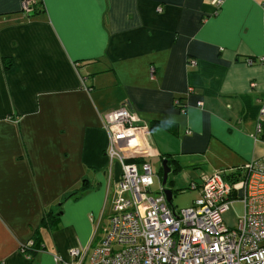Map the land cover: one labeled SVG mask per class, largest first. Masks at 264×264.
Here are the masks:
<instances>
[{
  "label": "crops",
  "instance_id": "0c3cea01",
  "mask_svg": "<svg viewBox=\"0 0 264 264\" xmlns=\"http://www.w3.org/2000/svg\"><path fill=\"white\" fill-rule=\"evenodd\" d=\"M21 2L0 0V264H57L74 246L88 263L121 174L102 113L121 104L149 127L150 163L169 160L172 195L193 201L201 172L264 155V66L245 62L264 55V0ZM73 191L57 227L42 223ZM36 231L43 247L23 251Z\"/></svg>",
  "mask_w": 264,
  "mask_h": 264
},
{
  "label": "built area",
  "instance_id": "2783aa9c",
  "mask_svg": "<svg viewBox=\"0 0 264 264\" xmlns=\"http://www.w3.org/2000/svg\"><path fill=\"white\" fill-rule=\"evenodd\" d=\"M35 2L22 0V11L32 12ZM212 2L219 5L221 0ZM245 62L264 66V55ZM188 65L196 61L191 58ZM174 103L183 109L179 99ZM102 122L109 136L107 156L120 163L121 174L113 188L108 223L87 264H264V155L233 168L201 172L199 195L177 210L167 201L162 177L148 160V125L128 104L103 112ZM263 123L264 101L257 134L263 133ZM155 177L158 189L153 194ZM237 201L243 212L229 226L223 214ZM86 254L87 248L74 246L68 260L59 255L54 259L57 264H84Z\"/></svg>",
  "mask_w": 264,
  "mask_h": 264
},
{
  "label": "rangeland",
  "instance_id": "374dc122",
  "mask_svg": "<svg viewBox=\"0 0 264 264\" xmlns=\"http://www.w3.org/2000/svg\"><path fill=\"white\" fill-rule=\"evenodd\" d=\"M162 161H158L157 159H151V165L154 169V171H156V175L161 176L162 175V167H161ZM168 183L165 185L167 187ZM158 189V180L154 179V183L151 186V192L154 194ZM192 199V195L190 192L187 191H180V192H174L171 198V205L175 207V209H181V208H185L187 206H189L191 204V200ZM233 204V203H232ZM231 204L230 209L228 211V214L231 217H236L239 214H237L241 209V203L240 202H236L233 205ZM229 215H225V217L229 216ZM226 219V218H225Z\"/></svg>",
  "mask_w": 264,
  "mask_h": 264
},
{
  "label": "trees",
  "instance_id": "16d2710c",
  "mask_svg": "<svg viewBox=\"0 0 264 264\" xmlns=\"http://www.w3.org/2000/svg\"><path fill=\"white\" fill-rule=\"evenodd\" d=\"M166 158H162V160H164ZM167 164L169 165V160L167 159ZM162 170V169H161ZM162 176V175H161ZM87 188L85 185H82L80 187V189H85ZM76 191L70 192L68 194H65L62 199L60 200V202L54 206H52L44 215V218L42 220V223H49L52 229H55L57 227V224L59 222L60 219V214H61V210H62V203L63 200L68 197L69 195L74 194ZM42 237L39 233V231H36L33 239L31 241V244L26 246L24 251L30 252V253H34L37 252L38 250H40L43 247V243H42Z\"/></svg>",
  "mask_w": 264,
  "mask_h": 264
},
{
  "label": "water",
  "instance_id": "95a60500",
  "mask_svg": "<svg viewBox=\"0 0 264 264\" xmlns=\"http://www.w3.org/2000/svg\"><path fill=\"white\" fill-rule=\"evenodd\" d=\"M161 167H162V185H166L168 183V175L171 173V168L170 166L167 164V159H164L162 160V164H161ZM164 193L166 195V199L169 203H171V198H172V191L170 188L166 187L164 188Z\"/></svg>",
  "mask_w": 264,
  "mask_h": 264
}]
</instances>
